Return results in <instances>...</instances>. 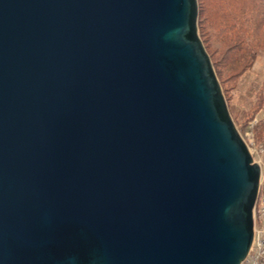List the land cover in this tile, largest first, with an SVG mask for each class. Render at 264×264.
<instances>
[{
	"label": "water",
	"instance_id": "95a60500",
	"mask_svg": "<svg viewBox=\"0 0 264 264\" xmlns=\"http://www.w3.org/2000/svg\"><path fill=\"white\" fill-rule=\"evenodd\" d=\"M202 36L197 0H0V264H240L260 167Z\"/></svg>",
	"mask_w": 264,
	"mask_h": 264
},
{
	"label": "rangeland",
	"instance_id": "374dc122",
	"mask_svg": "<svg viewBox=\"0 0 264 264\" xmlns=\"http://www.w3.org/2000/svg\"><path fill=\"white\" fill-rule=\"evenodd\" d=\"M238 2L197 0V19L231 119L253 158L264 169V24L255 30L263 46L256 49L255 56L249 58L245 69L240 71L229 68L230 56L225 52L228 44L223 42L221 31L217 30L218 20L238 15Z\"/></svg>",
	"mask_w": 264,
	"mask_h": 264
},
{
	"label": "trees",
	"instance_id": "16d2710c",
	"mask_svg": "<svg viewBox=\"0 0 264 264\" xmlns=\"http://www.w3.org/2000/svg\"><path fill=\"white\" fill-rule=\"evenodd\" d=\"M237 4L238 15L232 14L228 18L226 16L218 20L217 30L221 31L223 42L228 44L225 52L230 56L229 68L243 70L247 60L255 56L256 49L263 46L255 30L260 29L264 24V0H239ZM198 14L199 7L197 6V17ZM260 15L263 17L260 18ZM214 72L218 79L215 70Z\"/></svg>",
	"mask_w": 264,
	"mask_h": 264
},
{
	"label": "built area",
	"instance_id": "2783aa9c",
	"mask_svg": "<svg viewBox=\"0 0 264 264\" xmlns=\"http://www.w3.org/2000/svg\"><path fill=\"white\" fill-rule=\"evenodd\" d=\"M249 152L252 156L253 161L259 165V163L253 158L250 149ZM259 167L260 173L257 195L252 208V242L246 256L240 262V264H264V169H262L260 165Z\"/></svg>",
	"mask_w": 264,
	"mask_h": 264
}]
</instances>
